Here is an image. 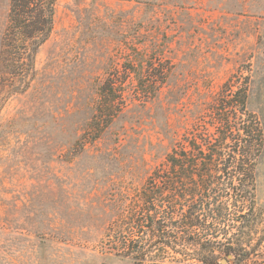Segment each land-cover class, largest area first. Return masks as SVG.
Segmentation results:
<instances>
[{"label": "rangeland", "instance_id": "1", "mask_svg": "<svg viewBox=\"0 0 264 264\" xmlns=\"http://www.w3.org/2000/svg\"><path fill=\"white\" fill-rule=\"evenodd\" d=\"M152 59L170 64L157 90L138 86ZM117 72L126 105L91 141ZM238 72L264 130V0H57L30 87L0 85V264H132L103 248L108 228ZM254 196L264 211V151Z\"/></svg>", "mask_w": 264, "mask_h": 264}, {"label": "trees", "instance_id": "2", "mask_svg": "<svg viewBox=\"0 0 264 264\" xmlns=\"http://www.w3.org/2000/svg\"><path fill=\"white\" fill-rule=\"evenodd\" d=\"M56 1L10 0L0 52V85L8 94L30 87L37 54L53 32ZM147 63L145 77L151 81L140 74L138 86L157 90L170 64ZM118 75L110 74L100 89L91 141L126 105L127 85ZM249 88L250 77L241 72L223 86L204 119L108 228L102 241L108 253L132 264H264V211L254 196L264 130L248 109Z\"/></svg>", "mask_w": 264, "mask_h": 264}, {"label": "water", "instance_id": "3", "mask_svg": "<svg viewBox=\"0 0 264 264\" xmlns=\"http://www.w3.org/2000/svg\"><path fill=\"white\" fill-rule=\"evenodd\" d=\"M221 263H222V264H227V262H226V261H222Z\"/></svg>", "mask_w": 264, "mask_h": 264}]
</instances>
